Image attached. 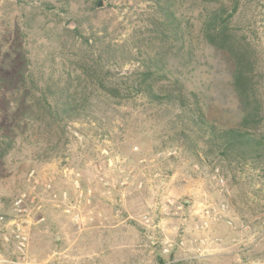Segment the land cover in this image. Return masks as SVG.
<instances>
[{
	"label": "rangeland",
	"instance_id": "obj_1",
	"mask_svg": "<svg viewBox=\"0 0 264 264\" xmlns=\"http://www.w3.org/2000/svg\"><path fill=\"white\" fill-rule=\"evenodd\" d=\"M238 7L264 133V0ZM199 10L176 0L174 15L194 25L178 51L171 36L152 34L153 0H0V211L25 195L43 218L31 229V264H264V160L215 153L205 162L191 148L206 145L188 108L122 84L161 57L157 87L178 80L189 108L219 130L237 127L231 65L197 35ZM90 37L124 58L109 61L100 82L77 59ZM48 90L66 91L76 109L55 134L37 121ZM223 204V218L205 228L202 211Z\"/></svg>",
	"mask_w": 264,
	"mask_h": 264
},
{
	"label": "trees",
	"instance_id": "obj_2",
	"mask_svg": "<svg viewBox=\"0 0 264 264\" xmlns=\"http://www.w3.org/2000/svg\"><path fill=\"white\" fill-rule=\"evenodd\" d=\"M190 1L194 7L200 9V13L193 21L198 32L197 35L205 45L221 51L231 65L232 87L237 93L239 108L242 112L238 126L219 130L202 117L200 110L189 108L185 102L183 86L178 80L170 86L160 85L157 87L156 79L162 78L166 70V64L161 57H147L148 61L144 64L143 71H139V69L133 71L131 80L127 78L122 84L126 85V91L129 89L138 93L143 92L152 103L159 105L163 103H168V105L177 104L182 109L188 108L189 117L196 116L198 119L197 122L192 121V123L199 127L197 133L205 138L206 145V148L200 149L201 151L196 147V144L192 145L191 148L205 162L215 153L226 158V160L232 158L239 162L263 161L264 133H260L256 129L263 119L260 115L262 111L258 108L260 101L258 96H256V64L251 56L253 49L243 37L242 28L235 25L236 15L239 14L238 5L240 0ZM153 2L157 13L150 15L147 19L148 24L154 29L152 34H158L161 40H167L171 36V42L176 48L184 46L185 31L187 28L193 30L194 25L184 21L181 15H174L173 7L176 4V0H153ZM96 44V39L91 37L85 39L84 45L86 48L82 49L80 55L77 56L78 61L83 65L85 76L91 82L101 81L103 71L109 61H124L121 52H117L111 47L100 49L96 47ZM181 48H178V51ZM152 78L154 79L152 80ZM74 82H77V80ZM112 90L113 92L117 91V89ZM41 93L42 97L36 105L40 112H38L37 121L44 123L47 127L46 129L50 133L54 132L53 134H55V129L60 126L62 120L65 118L70 119L76 113V109L71 110L72 107L68 106L70 96L67 95L66 91L60 93L58 98L50 90ZM48 97H52L54 101L50 103ZM77 111L79 112L78 109ZM67 114L71 115V117ZM253 124L254 126H252ZM183 137L187 143L192 141L186 135ZM2 146L0 144V149L4 153L7 150L3 149Z\"/></svg>",
	"mask_w": 264,
	"mask_h": 264
},
{
	"label": "built area",
	"instance_id": "obj_3",
	"mask_svg": "<svg viewBox=\"0 0 264 264\" xmlns=\"http://www.w3.org/2000/svg\"><path fill=\"white\" fill-rule=\"evenodd\" d=\"M225 209L226 206L223 204L220 211L214 214L212 210L205 208L202 211L205 228L208 227L210 219L214 222L222 219L220 213ZM143 219L146 224H150L151 220L146 215ZM42 221L43 218H33L25 195L17 197L8 210L0 211V264H31L29 258L31 229ZM226 224L232 226L229 220Z\"/></svg>",
	"mask_w": 264,
	"mask_h": 264
}]
</instances>
